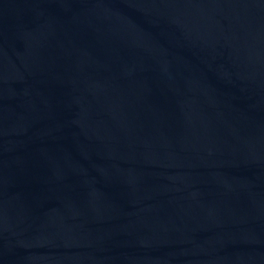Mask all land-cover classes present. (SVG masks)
<instances>
[{
    "label": "water",
    "instance_id": "water-1",
    "mask_svg": "<svg viewBox=\"0 0 264 264\" xmlns=\"http://www.w3.org/2000/svg\"><path fill=\"white\" fill-rule=\"evenodd\" d=\"M0 264H264V0H0Z\"/></svg>",
    "mask_w": 264,
    "mask_h": 264
}]
</instances>
